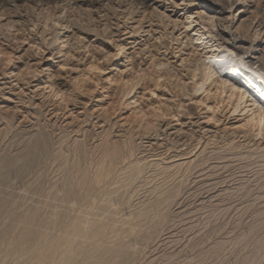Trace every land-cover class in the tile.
I'll return each instance as SVG.
<instances>
[{"label":"rangeland","instance_id":"obj_1","mask_svg":"<svg viewBox=\"0 0 264 264\" xmlns=\"http://www.w3.org/2000/svg\"><path fill=\"white\" fill-rule=\"evenodd\" d=\"M193 1L0 0V264H264V139L235 129L239 112L221 108L209 120L189 100L203 90L178 79L211 55L186 31L188 12L227 6ZM155 9L178 26L149 15ZM239 10L234 37L263 66L264 0H242L233 16ZM57 18L83 39L62 50L51 43ZM94 63L103 75L87 71ZM140 69L160 80L147 74L123 96ZM179 98L190 114L149 113L162 105L174 114ZM135 107L148 112L143 121ZM37 139L44 146L33 152ZM25 153L31 163L17 176ZM10 250L16 258L3 262Z\"/></svg>","mask_w":264,"mask_h":264},{"label":"bare ground","instance_id":"obj_2","mask_svg":"<svg viewBox=\"0 0 264 264\" xmlns=\"http://www.w3.org/2000/svg\"><path fill=\"white\" fill-rule=\"evenodd\" d=\"M189 3L192 5L193 0H188ZM220 2H223V4H227L225 8H207L205 10H198L196 12H188L186 15V22L183 23L185 26H187L186 31H193V35L197 37V40H201L204 44H209V52L211 55L209 57L213 58L214 60H210L209 57L203 58L202 56L199 58H195L193 61H190L189 69V78L183 79L178 78L181 82V85L184 88L191 87L195 92L197 90H203L205 93L204 97H201L199 99H195L192 97H189V100L200 101L202 103H195V105L200 106L203 105L206 107L208 112L210 113L207 117L208 119L215 120L216 122L219 121V119L215 116L217 111H220L222 108L224 110H232V112H239L241 113L242 120L239 122V124L246 123L247 119L250 118L251 112H252V102L256 101L257 103H260L262 100H264V79H261V74H264V65L260 66L256 65L255 62H252L250 60L251 56H246L243 51L241 50V47L239 46V42L237 41L236 37H234L232 28H235L238 30L241 27V24H238V21L240 19L239 16L244 14L245 12L243 10H239L238 14L236 16H233L232 9L238 5L242 0H219ZM130 7L128 8V14L131 15V18L138 15V12L136 9V2L132 1L129 2ZM203 12L204 15L200 16L197 15V13ZM149 15L156 16L160 21L163 23L167 20L168 23H172L173 27L176 28L178 26V22L176 20H171L172 18L169 15H165V12H158L156 9L151 11ZM211 23H209V19L213 18ZM239 17V18H237ZM242 17V16H241ZM146 13L143 12L141 18L138 20L137 24L135 25L134 32L139 33L141 30L144 29V19H146ZM50 19V18H49ZM52 30L54 32L53 38L51 40V43H59L61 46L59 47L60 50H62L64 47H71L74 45V43L79 41L80 35L76 32H68V30H65L68 28V24L60 23V19H52ZM56 26V27H55ZM202 26V27H200ZM81 27V26H80ZM201 28H204L206 30H201ZM217 30L216 33L212 30ZM82 29V28H81ZM79 29V30H81ZM149 31V30H147ZM150 32V31H149ZM220 37V41H214L216 44H214L213 38ZM196 40V41H197ZM194 40V42H196ZM206 41V42H205ZM121 54H123L126 46L124 45H118ZM263 47L258 48L256 50H262ZM263 51V50H262ZM1 52V51H0ZM247 52V51H246ZM257 51H253V54H256ZM7 55H11V51L4 52ZM231 53H235V56H232ZM260 53V52H259ZM262 53H260V57ZM252 55V54H251ZM257 55V54H256ZM260 58L259 56H257ZM252 58H256V56H252ZM257 58V59H258ZM260 58V59H261ZM215 61V63H214ZM258 62V61H257ZM218 63L221 65L217 67ZM97 66L95 63L91 64ZM160 65H164L167 67L166 63H159L156 60H152L151 67H159ZM262 65V64H261ZM99 67V66H97ZM29 69L31 67L28 66ZM33 68V67H32ZM100 68V67H99ZM50 69V68H49ZM158 69V68H157ZM225 69H229L231 71V74H228V72H225ZM38 71V68L35 67L32 72ZM143 71V73H141ZM210 71V75L208 76V79L205 80L204 76L206 72ZM136 73H141V75H135L132 78L133 79H127V81H131L132 83H122L123 85H126L127 87L123 89V96L131 94L132 90L135 86H137L140 81L144 79L145 75H151L156 73L157 81L160 80L161 74L157 73V71L150 73L148 70H138ZM233 74V76H232ZM234 75L238 76L236 79H234ZM195 76V81H192V77ZM49 77H53L52 74L49 75ZM190 80V81H189ZM223 81H228L230 84L235 85L237 88L243 89L245 93H247V97L244 100L240 99L239 93H234L232 89H226L223 86ZM246 83L249 87L246 86ZM45 88H50L51 92L53 91L55 96H61L63 98V92L61 89L58 88L56 82L54 80H45ZM159 84V83H158ZM43 87V88H44ZM251 89H254L256 91H253ZM151 92H154L153 90ZM235 96V99H231V97ZM188 98H179L178 103L176 105V112L174 110L173 112H169L167 114L168 108L159 106L157 108H152L153 116H163V115H173L179 116L180 114H190V106L186 105V100ZM213 99V104H209L207 101ZM165 105V104H164ZM239 105V107H238ZM228 108V109H227ZM158 110V111H157ZM157 111V112H156ZM222 111V110H221ZM133 117H140V120L143 121L144 116L148 114L147 111H144L143 108H137L135 107L134 110H132L131 113ZM134 119V118H132ZM136 119V118H135ZM145 129L151 130L154 128V125L150 119L145 120ZM238 125V124H237ZM239 132L252 134L254 136H257L254 134L253 127L249 126L243 129L235 128ZM167 130V129H166ZM165 131V130H164ZM174 131V132H173ZM172 133L177 134L178 136H181V133H183L182 128H178L173 130ZM255 132H259V126H255ZM184 135V134H183ZM155 140V139H154ZM44 146L43 140L37 139L33 144V152L36 150H41ZM29 153H25L22 155L23 162L18 164L17 169V176L23 175L25 173V167L24 165H27L28 163H31V158L29 156ZM35 160V158H33ZM32 159V160H33ZM34 162V161H33ZM15 246L14 243L11 244V248ZM8 258H16V253L13 251H8L6 255L4 256L3 262L5 259Z\"/></svg>","mask_w":264,"mask_h":264},{"label":"snow or ice","instance_id":"obj_3","mask_svg":"<svg viewBox=\"0 0 264 264\" xmlns=\"http://www.w3.org/2000/svg\"><path fill=\"white\" fill-rule=\"evenodd\" d=\"M217 3H219V0H217ZM197 15L203 16L204 13L203 12H199L197 13ZM3 17L0 16V19H2ZM213 18L209 19V23L212 22ZM79 39H83V37H80ZM97 51H103V49H97ZM232 56H235V53H231ZM110 58H115L114 54L109 52L105 55L104 59L108 60ZM101 63H103V61H101ZM160 68H163L164 65H160ZM73 71H79V69H73ZM87 71L89 73H99L101 75H103V71L101 68L95 66V65H89ZM137 75H141V73H137ZM210 75V71L205 73L204 79L207 80L208 76ZM84 80H88L89 78L87 76L83 77ZM261 79H264V74H261ZM192 81H195V76L192 77ZM75 83H79V80L74 81ZM123 83H132L131 81H123ZM223 86L226 89H232V91L234 93H239L240 94V99L244 100L247 97V93H245L243 91V89L241 88H237L235 87V85L230 84L228 81H223ZM152 95H155V93H152ZM231 99H235V96L231 97ZM194 103H202L200 101H195ZM252 112H251V116L250 118L247 119L246 123H242V124H238L236 125L237 128L239 129H243L246 127H253L254 130V134L259 136L260 138L264 139V100H262L260 103H257L256 101L252 102ZM239 107V105H238ZM211 123V121H210ZM258 125L259 126V132H255V126Z\"/></svg>","mask_w":264,"mask_h":264}]
</instances>
